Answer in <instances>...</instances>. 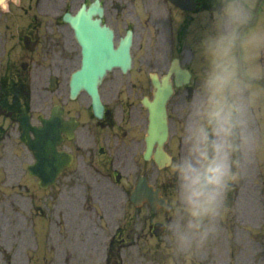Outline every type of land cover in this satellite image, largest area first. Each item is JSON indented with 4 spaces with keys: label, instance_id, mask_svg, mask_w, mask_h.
Returning a JSON list of instances; mask_svg holds the SVG:
<instances>
[{
    "label": "flooded vegetation",
    "instance_id": "af4514ba",
    "mask_svg": "<svg viewBox=\"0 0 264 264\" xmlns=\"http://www.w3.org/2000/svg\"><path fill=\"white\" fill-rule=\"evenodd\" d=\"M97 1L102 7L101 16L93 5ZM185 1L186 6L188 1L194 3V9L180 7L171 0H0V114L5 116L4 122L0 121V133L20 131L18 120L24 107L34 125L42 124L41 118L50 116L51 107L34 114L21 104L29 98L24 89L26 84L33 83L35 88L44 90L39 97L40 106L55 97L62 98L57 102L63 108L58 113L61 129L72 124L71 118L78 120L74 137L70 140L65 137L62 147L74 154L73 164L75 160L80 164L74 170L71 166L64 169L54 184L44 188L39 185L42 179L36 176L14 179L0 176V264H233L234 240L229 234L224 235L223 221L226 207H232V213L228 212L229 225L236 218L238 190L227 192V186H217L213 210L204 220L199 216L201 198L190 193L184 204L180 203L183 207L174 204L152 210L146 204L135 207L130 201V187L145 167L147 112L141 99L151 96L149 71L161 76L172 58L178 57L181 66L191 73L189 82L179 87L175 85L174 74L171 76L174 93L168 103V115L178 135L171 139L170 148L178 142L181 157L198 165L196 147L201 130L207 133L208 145L211 142L208 127L197 129L196 107L192 106L195 89L208 81L207 74L195 73L199 65L193 64L191 57L193 35L203 42L208 18L216 20L219 12L224 14V8L233 6L235 0ZM83 6L85 10L93 6L91 17H100L104 25L112 28L116 41L132 32L130 71H134L142 55V44L134 49L137 35L141 40L149 35L151 40L168 41L167 48L162 49L161 45V51L147 60L148 67L151 64L150 67L158 69L145 72L143 66L136 68L137 78L129 82L130 96L118 122L113 120V109L116 112L113 106H106L104 116L98 120L90 110L86 94L82 93L87 98L86 106L79 113L68 95L67 100L63 96L68 94L64 91V82L68 84L65 60L76 57L78 61L80 54L65 14L76 13ZM194 14H201L199 21L196 22ZM16 59H20L19 68ZM203 80L206 82L201 85ZM189 89L193 94L190 97ZM24 92L27 97L21 96ZM80 117L85 118L83 122ZM5 124L9 125L6 130ZM85 128L87 133L81 136L79 129ZM101 128L107 131L101 134ZM102 138L105 147L98 146ZM72 141H75L73 151ZM193 148L195 153L191 151ZM129 169L133 171L132 179L122 176ZM154 184L173 203V192H167L164 184ZM2 185H7L8 190H2ZM190 186L186 176V187ZM16 187L25 191L17 192ZM218 200L222 205L218 206ZM226 229L229 233V228ZM224 237L230 243L228 260L222 257Z\"/></svg>",
    "mask_w": 264,
    "mask_h": 264
},
{
    "label": "rangeland",
    "instance_id": "374dc122",
    "mask_svg": "<svg viewBox=\"0 0 264 264\" xmlns=\"http://www.w3.org/2000/svg\"><path fill=\"white\" fill-rule=\"evenodd\" d=\"M242 11L246 10L243 9ZM227 19L228 21L223 22V20H220L219 23L216 24V36L219 35L221 27H224V33L221 38L225 41L226 53L229 52V49H231L233 53L235 44L234 34L237 25L234 23L235 21L230 23V20L235 19L234 16L226 18L225 20ZM251 33H255V36L259 33V37H251L248 44L245 46V50L249 51L252 58V60L249 61L250 63L248 61L246 62V67L248 70L249 65H252L251 70H248V72L256 77L264 79V15L262 21L258 22L254 26V29L248 34ZM140 44H142V55L139 57L140 60L137 59L134 71L126 75H122L118 71L110 73L101 89L104 99L106 101H111V106H113L119 114L123 112V105L126 104V99L130 96L131 89L129 88V82L137 78L136 68L138 66H143L145 72L158 69L150 67L151 64L148 67L147 60L150 58L153 59L155 52L161 51V45L162 49L168 47L167 40H151L149 35L144 36L142 40L140 35H137L134 42V49ZM250 55L247 57L248 60ZM16 61L19 65L20 59H16ZM76 61V57H74V59H66L65 66L67 70L77 66ZM229 65H236L233 56L230 59L224 58L223 62H218L216 65L218 66L216 67L218 73L213 70V67L210 66L208 68L209 73L207 75H209L210 78H216V75H221L220 78H218L219 83L214 87L207 84L198 88L194 95V103L192 106L196 107L195 112L198 118L197 129L199 126L204 127L203 124L207 117L213 116L212 113L207 115V111H213L216 115L217 113L220 115H217V121L208 129L211 140L209 151L212 152L210 155L213 154V156H211L214 159L223 160L226 164L227 157L233 156V154L235 156L232 174L230 176L226 175L224 178L226 181H234L239 186L238 199L235 205L236 218L231 221L229 228L233 229L234 233L230 232V234L232 237L234 236V245L236 246L235 261L232 263L264 264V91L260 86H255L256 83H252L253 85L251 86L241 83L240 79L237 77V72L232 71ZM162 69L163 67H161V70ZM198 74L199 73H197V75ZM205 82L206 81L203 80L201 85ZM43 93V89L35 88L32 83V97L30 102L33 110H36L40 106V98ZM206 95L218 96L215 98L216 106H210L212 99L208 101L203 100V97ZM78 102L84 105L86 100L83 98L79 99ZM223 106L224 111L229 113V119L232 117L230 113L238 115L234 125L235 130L232 132H230L229 123L225 125L223 116H221ZM253 109H255V111ZM132 111H134V109ZM3 119L4 117L0 116L1 122H3ZM256 121L257 123H255ZM222 133L229 135L228 144L231 146L230 152L227 155L224 154V157H219L218 154L221 152V148L224 145V135L222 136ZM177 135L178 132L175 128L172 139ZM17 141V135L10 134L9 136H5L0 142V176L14 179L25 174L22 164L29 160V156L25 148ZM253 141L257 151L256 153H258L257 157L259 156V160H256V163L250 153V147L252 150ZM177 146L178 142H175L171 147L176 155L179 152ZM191 151H193V153L196 152L195 148L191 149ZM242 160H244L243 163ZM182 165H184V163H180L178 157H176V163H174L171 168L162 170H158L155 166L153 167L151 164L145 163V173H147L153 181L158 179L159 182H163V180H170L171 178L174 184H176L175 175L177 172L175 171L181 172V175L184 176ZM197 166L200 167V162ZM191 186L187 188L185 181L183 185L184 191L177 192L175 199L181 202L183 198H186L184 192L190 193ZM16 190L23 191L22 189ZM231 209L232 207L229 209L226 207V217H228L229 211L232 213ZM224 232L226 233V229ZM226 245H229V243L223 241L221 249L224 259L227 258L224 252Z\"/></svg>",
    "mask_w": 264,
    "mask_h": 264
},
{
    "label": "water",
    "instance_id": "95a60500",
    "mask_svg": "<svg viewBox=\"0 0 264 264\" xmlns=\"http://www.w3.org/2000/svg\"><path fill=\"white\" fill-rule=\"evenodd\" d=\"M85 18L86 17H84V14L81 12L79 16L75 17L72 21L79 33L80 42L82 43L83 48H85L86 45L90 47L88 51L93 50V52L87 51L85 53L84 58L82 60L81 69L78 70L76 75L73 76L75 78V81L77 80V83H74V86L75 88H78L79 86H87L90 89L93 95V99L95 101L97 99L95 84L101 79L105 70L113 65H118L123 68L128 65L130 61V55L128 53V45L130 43V40H126L124 48H114L113 43L111 41V34L108 32L107 36L110 38V40L106 45L107 50L105 51L103 49L104 44L99 43L97 41L96 35L87 34L84 29L80 30V25H84L83 22H85ZM75 20H79V23ZM95 58H102L104 62V64H102V67L99 69H95L94 67H92L91 63L89 62L94 61ZM89 70H91V73L89 72ZM83 81L86 82V84L84 83L82 85ZM156 84L157 89L155 91V97L153 101L146 102V105L149 107L150 110L148 141H157L159 145H162L163 142L166 140L168 133L165 104L170 95L171 88L166 84L160 85L158 82H156ZM96 104H98L97 101ZM36 136L38 140V142L36 143L37 147L32 148H37L34 149L38 160L37 167L41 168L42 165L40 167V164L48 162V159H45L46 156L44 149L48 150L50 155L53 153V149L51 148V146H48L46 148L45 146L47 145L45 143L43 145V133L41 131L38 132ZM156 155L158 156V158H164L167 161L169 159L163 151L162 147L157 150ZM162 163L163 162L160 161V164Z\"/></svg>",
    "mask_w": 264,
    "mask_h": 264
},
{
    "label": "clouds",
    "instance_id": "9594fccd",
    "mask_svg": "<svg viewBox=\"0 0 264 264\" xmlns=\"http://www.w3.org/2000/svg\"><path fill=\"white\" fill-rule=\"evenodd\" d=\"M200 143L196 147L199 153L200 167L191 160L185 161L183 170L192 184V195L200 197L198 203L203 212L213 210L217 186L224 184L227 164L220 159H214L209 153L207 133L201 130Z\"/></svg>",
    "mask_w": 264,
    "mask_h": 264
}]
</instances>
